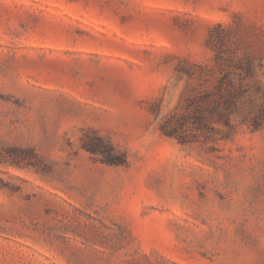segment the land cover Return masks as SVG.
<instances>
[{
  "label": "rangeland",
  "instance_id": "1",
  "mask_svg": "<svg viewBox=\"0 0 264 264\" xmlns=\"http://www.w3.org/2000/svg\"><path fill=\"white\" fill-rule=\"evenodd\" d=\"M0 264H264V0H0Z\"/></svg>",
  "mask_w": 264,
  "mask_h": 264
}]
</instances>
